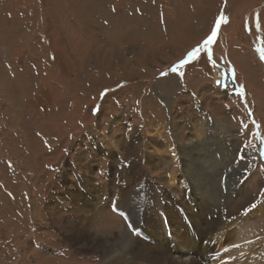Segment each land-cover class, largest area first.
I'll return each mask as SVG.
<instances>
[{"label":"rangeland","instance_id":"1","mask_svg":"<svg viewBox=\"0 0 264 264\" xmlns=\"http://www.w3.org/2000/svg\"><path fill=\"white\" fill-rule=\"evenodd\" d=\"M219 131L239 152L221 188L247 148L258 152L238 199L255 198L244 225L264 264V0H0V264H101L66 241L87 222L88 186L115 195L144 176L170 191L179 165L163 145ZM109 210L104 237L125 229Z\"/></svg>","mask_w":264,"mask_h":264},{"label":"bare ground","instance_id":"2","mask_svg":"<svg viewBox=\"0 0 264 264\" xmlns=\"http://www.w3.org/2000/svg\"><path fill=\"white\" fill-rule=\"evenodd\" d=\"M222 77L221 71L215 72L216 83ZM154 127L155 130L158 129ZM208 134H204L201 139L190 141L178 133L173 142L169 140L171 144L166 142L163 145L165 154H169L179 165L178 176L169 174L166 179V183L173 186L170 191H161L160 185L141 176L136 178L132 185L120 188L113 195L108 193L105 187L96 190V186L90 184L91 177L84 179L85 184H90L89 201L82 200L85 206L83 214L87 222L85 225L83 223L82 227L75 228L66 238L72 249L79 253L99 255L101 264H262V261H255L260 252L257 245H253L252 231L244 225L247 216L244 214L245 210H242L250 206L255 198L246 197L247 200L243 203L238 199L242 197L245 187L250 185L248 173L257 162L258 152L251 148L245 150L243 163L240 164L245 170L241 172L231 169L225 190L215 181L218 178L221 182L223 177L225 183L223 170L232 163L238 166L239 152L234 146L229 148L225 132H215L210 136ZM150 140L153 142L154 139L151 137ZM156 152L160 153L161 149L157 148ZM228 157L231 159L230 163ZM175 186L184 190L181 200L179 190ZM140 191H143V194H140ZM231 200L241 203L235 213H228L226 209ZM112 206L130 217L132 224L149 236L151 242L135 237L125 226L122 233L114 237L101 236L96 228L99 213L106 212ZM142 206L145 207L141 212ZM211 206H215L217 210L204 215V208L208 210ZM262 211L263 207L258 213ZM189 213L193 215V219L203 218V223H196ZM140 214L144 220L139 218ZM174 218H177L178 223L174 222ZM185 219H188L194 233L187 228ZM151 228L159 233L163 229L166 237L161 240L157 233L152 235ZM176 231L180 232L181 240H178ZM231 235L234 245L226 251V238H231ZM156 239L162 241L163 245H154ZM167 245L175 248L173 253L168 250ZM224 247L226 249H223ZM191 252L200 258L190 256Z\"/></svg>","mask_w":264,"mask_h":264},{"label":"snow or ice","instance_id":"3","mask_svg":"<svg viewBox=\"0 0 264 264\" xmlns=\"http://www.w3.org/2000/svg\"><path fill=\"white\" fill-rule=\"evenodd\" d=\"M216 35L217 32L212 31L211 35L204 41L203 44V47L207 50L206 54L208 56L209 61L212 60V53L211 50L208 49V45L214 43ZM199 53H200V48L193 49L191 52L188 53L187 59L181 61L180 64L176 67H173L171 71L175 73L178 71V68L185 67L193 58H198ZM252 207H255V205H253Z\"/></svg>","mask_w":264,"mask_h":264}]
</instances>
